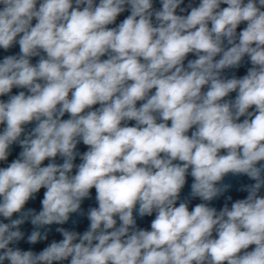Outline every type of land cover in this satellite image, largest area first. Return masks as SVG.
Instances as JSON below:
<instances>
[{"label": "clouds", "instance_id": "1", "mask_svg": "<svg viewBox=\"0 0 264 264\" xmlns=\"http://www.w3.org/2000/svg\"><path fill=\"white\" fill-rule=\"evenodd\" d=\"M0 49V264H264V0H0Z\"/></svg>", "mask_w": 264, "mask_h": 264}, {"label": "water", "instance_id": "2", "mask_svg": "<svg viewBox=\"0 0 264 264\" xmlns=\"http://www.w3.org/2000/svg\"><path fill=\"white\" fill-rule=\"evenodd\" d=\"M18 52H19V46H18V45L15 46V47L11 50V53H18ZM7 54H10V53H5L2 49H0V59H2L3 56H4V55H7ZM35 59H36V58L33 59V63H35ZM17 91H19V90H17V89H13V93H16ZM4 99H6V98H4ZM138 106H139V102H138ZM94 107H99V105H95ZM65 118H68L67 115L65 116ZM129 123H130V124H134L135 122L133 121V122H129ZM169 124H170V122H169ZM0 127H2V126H0ZM29 127H31V125H30ZM78 148H79V150H80L81 152L87 150L86 146H84L83 144L78 145ZM19 151H20V149H19L18 146H17V147H14L13 157H15V156L19 153ZM79 162H80V161H79V158H78V159H77V163H79ZM226 182H227V183H231V184L233 185V188H232V189L230 190V192L227 193L226 195H228V194L232 195V196H233V199L235 200V199H237V198H245L246 195H247V193H240V192H237L236 189H237L241 184L251 183L252 181L248 180L247 177H242V176H241V177H232V176H229V177L226 178ZM190 183H191V177H189V184H190ZM188 191H189V189H188V187H186L185 190H184V194H187ZM92 192H93V197H94L95 190L93 189ZM199 202H200L199 200H194V201H192V204L194 205L195 203H199ZM224 202H225V198H224V197H221L219 200L214 201L213 203H214V206H216L217 209H219L220 207H222V205H223ZM230 204H231V202H229V206H230ZM83 206H84L85 208H87V207H89V206H95L94 199L91 200V201H86L85 204H84ZM77 219H78V223H79V230H80V231H83V230L86 228L88 222H87L86 219H82V220L79 219V218H77ZM150 219H151V218H145L143 221H139V223H140V225H141L142 227H150ZM66 227H71V224L66 225ZM53 238L59 240V239H61L62 237H60L58 234L53 233V234L49 237V242H50V240L53 239ZM46 243H47V242H42V243L37 244V245L32 246V247H34L35 250L39 251V250H42L43 247L46 246ZM21 247L24 248L25 250H27L30 246H29L28 244H26V243H22V244H21Z\"/></svg>", "mask_w": 264, "mask_h": 264}]
</instances>
